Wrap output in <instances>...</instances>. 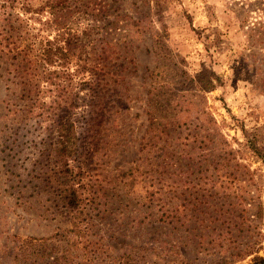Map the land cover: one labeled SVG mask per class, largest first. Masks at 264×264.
I'll list each match as a JSON object with an SVG mask.
<instances>
[{"label":"rangeland","instance_id":"1","mask_svg":"<svg viewBox=\"0 0 264 264\" xmlns=\"http://www.w3.org/2000/svg\"><path fill=\"white\" fill-rule=\"evenodd\" d=\"M41 2L0 0V12L8 3L7 11L23 19L21 29L34 40L61 34L70 50L64 80L86 101L69 115L80 146L74 164L84 174L89 237L97 242L86 264H250L251 253L264 256V0H73L56 15L35 13ZM93 9L114 23L89 32ZM158 33L165 35L168 58L156 43ZM3 64L0 264H12L21 239L64 243L68 222L51 171V131L29 116L21 84L8 80ZM155 69L164 73L151 75ZM201 73L217 74L220 83L205 93L203 106L189 110L193 124L171 135L180 154L203 160L200 168L190 155L177 154L171 161H189L187 171L163 161L160 147H143L152 143V91L169 85L180 94L181 82ZM190 132L201 136L190 143L195 149L178 139ZM201 150H208L209 160L228 154L227 171L237 172L245 188L225 192L218 181L224 177ZM136 162L162 164V179L177 194L156 204L146 201L142 185L130 194L119 176ZM161 208L175 209L181 221L159 220Z\"/></svg>","mask_w":264,"mask_h":264},{"label":"trees","instance_id":"2","mask_svg":"<svg viewBox=\"0 0 264 264\" xmlns=\"http://www.w3.org/2000/svg\"><path fill=\"white\" fill-rule=\"evenodd\" d=\"M72 1L42 0L40 8L35 13L48 11L51 15H56L70 9L74 3ZM75 1V3H80L82 0ZM12 5L10 4V6ZM8 7L9 4L4 3L2 5L4 12H0V60H3V65L7 66V68L2 67L8 71V80L16 85L21 84L22 87L19 85L22 91L20 99L25 101V108H28L29 116L35 114L39 118L37 123L39 121L47 122L46 130L51 131L50 137L54 139L51 162L53 168L51 171L60 187V200L68 222V228L65 230L67 240L64 243L55 241L54 237L21 239L17 245L16 253L12 256V264H86V261H93L96 256L95 243L97 242L89 237L90 222L85 206L87 198L83 190L84 174L74 164L79 155L80 146L75 122L69 117L78 107L86 105L85 97L73 96L64 80L69 75L66 67L70 63L71 53L66 48L62 35L58 34L53 39L34 40L29 31L21 29L20 25L23 19L7 11ZM26 9L31 12L30 8ZM91 12L93 22L89 32L96 30V28L107 29L114 23V18L107 14L105 15L95 9ZM135 24L138 23L135 22ZM164 36L158 33L156 43L160 50H164L161 52L163 57L168 58L171 54L166 49V44L163 41ZM102 53H107L106 48ZM158 72L164 73L155 69L151 75L158 76ZM218 83H220V78L217 74L201 73L194 78L186 77L181 82L185 88L180 90V94L174 93V88L169 85L164 86L162 88L164 90L155 88L152 91L153 97H151L153 101L150 102L152 110H149L152 116L149 119L148 135L152 143L149 145L147 143L143 147V151L146 148L150 149V147L153 149L160 147V149L157 148V154L164 157L163 161L169 160L168 163L172 164V167L181 168L184 166L183 168H187L189 171V161L180 159L179 162L174 163L177 154L187 158L190 154L188 152L180 154V150L174 147L171 139L172 130L181 129L183 126L189 128V125L193 124L189 110L194 106H203L205 93L214 90ZM156 90L159 92L155 94ZM185 130L188 131V129ZM53 132H55L54 136ZM199 137L201 136L192 135L190 132L178 139H181L182 143L188 146L190 143H196V139ZM203 142L204 140L199 143L203 144ZM189 147L195 149L192 145ZM253 149L257 151L258 148L253 147ZM175 151L176 153H174ZM201 151L203 154L206 153L207 163L214 165V170L217 171L219 177H224L218 181L221 183L222 189H228L225 192L228 191L232 195L231 190L245 188L243 180L237 172L234 170L227 171L228 167L231 166V164H226V166L224 164L225 161L230 162L228 154H223V159L209 160L211 154L208 150ZM228 153L230 154V152ZM190 157L194 162L199 161L198 164L195 162L194 165L203 168L202 158H194L192 155ZM234 165L237 166L238 164ZM161 166L162 164L153 163L145 168L140 162H136L133 167L123 172L119 177L130 194L135 193L136 188L142 185L147 193L146 201L151 204L160 203L165 201L166 196L170 195L171 197L173 195L174 197L177 194L169 182L170 179L168 185L166 180L162 179ZM208 169L209 167H206L203 171ZM194 173L196 172L194 171ZM193 175L195 174H190V176ZM236 183L240 184L235 186ZM206 184L208 185L207 181ZM214 188L215 186L212 187V189ZM162 210L165 212L159 220L165 222L167 220L170 222L181 221V217L178 212L174 211L175 209ZM251 255L254 257L250 264H264V256H260L256 252L251 253ZM77 258H80L81 261H77Z\"/></svg>","mask_w":264,"mask_h":264}]
</instances>
